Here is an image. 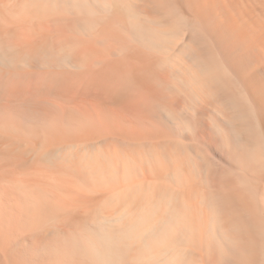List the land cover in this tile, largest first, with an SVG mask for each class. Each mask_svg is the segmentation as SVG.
Returning <instances> with one entry per match:
<instances>
[{"label":"bare ground","instance_id":"obj_1","mask_svg":"<svg viewBox=\"0 0 264 264\" xmlns=\"http://www.w3.org/2000/svg\"><path fill=\"white\" fill-rule=\"evenodd\" d=\"M0 264H264V0H0Z\"/></svg>","mask_w":264,"mask_h":264}]
</instances>
